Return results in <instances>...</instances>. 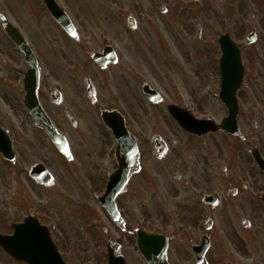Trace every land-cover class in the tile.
I'll use <instances>...</instances> for the list:
<instances>
[{
	"label": "flooded vegetation",
	"instance_id": "flooded-vegetation-1",
	"mask_svg": "<svg viewBox=\"0 0 264 264\" xmlns=\"http://www.w3.org/2000/svg\"><path fill=\"white\" fill-rule=\"evenodd\" d=\"M3 15L31 48L37 75L28 77L0 21V264H28L27 244L53 246L64 264H147L137 232L163 235L150 249L155 262L163 248L167 264H264V84L239 87L232 132L218 128L230 112L217 84L201 99L182 86L158 103L141 91V111L122 93L150 83L131 74L136 60L122 59L118 35L92 48L51 17L55 37H43L38 20L26 30ZM107 44L113 52L91 57ZM212 61L217 75L216 53ZM208 99L209 133H189L169 114L171 105L191 112ZM103 113L123 122L126 142Z\"/></svg>",
	"mask_w": 264,
	"mask_h": 264
},
{
	"label": "rangeland",
	"instance_id": "rangeland-1",
	"mask_svg": "<svg viewBox=\"0 0 264 264\" xmlns=\"http://www.w3.org/2000/svg\"><path fill=\"white\" fill-rule=\"evenodd\" d=\"M58 1L71 16L79 36L91 40L89 47H99L118 35L122 59L136 60L131 74L149 82L164 99L182 86L183 90L195 91L201 99L219 84L212 59L215 53L220 54L217 39L223 33H229L241 47L245 68L242 84L249 85L252 91L264 84V0ZM162 6L164 11L160 10ZM0 12L19 21L26 30L38 20L43 37L59 35L56 24L37 0H0ZM128 14L135 19L133 29L126 26ZM250 31L257 33L258 38L245 46L243 40ZM38 47L44 50L52 45L42 42ZM135 88V96L126 90L122 99L126 106L136 100L142 111L138 101L146 102V98L138 83ZM202 102L207 106L189 110L196 116H210L214 106L209 99ZM126 109L133 112L131 107ZM156 118L154 123H162L161 118ZM168 123L174 125L171 119ZM91 261L95 264V259Z\"/></svg>",
	"mask_w": 264,
	"mask_h": 264
},
{
	"label": "water",
	"instance_id": "water-1",
	"mask_svg": "<svg viewBox=\"0 0 264 264\" xmlns=\"http://www.w3.org/2000/svg\"><path fill=\"white\" fill-rule=\"evenodd\" d=\"M45 5L47 6L49 12L61 23L63 27L69 32L73 33L72 26L65 17L63 11L59 8V6L53 1V0H43ZM0 20L3 22V28L10 34L11 38L16 42V44L19 46L21 51L24 53L25 60L32 66L33 70H36L35 68V60L34 57L29 50L28 46L26 45L25 41L20 35H17L16 30L12 28V26L7 22V20L0 14ZM128 22L130 25H133V20L131 18L128 19ZM255 38L254 34L251 33L246 42L249 43L253 41ZM219 44L221 46V74H222V87H221V96L223 97V101L228 104L230 100V96L234 95L235 91L237 90V87L240 85L242 80V67L240 65V57L239 52L235 44L231 41L228 34H224L219 38ZM33 73V72H32ZM143 91L146 93V95L149 97L150 100L153 102H156L159 100L158 93L151 89L149 86L145 85L143 86ZM171 111L173 112L175 118L178 120L180 125L187 131H190L192 133H205L210 131L211 128V121L209 120H197L194 119L191 115L184 113L181 110H178L176 108H172ZM109 127L113 130L114 134L116 135L118 141L120 144H123L127 137H125L124 131L120 130L119 125H122V122H116V121H108L107 122ZM221 127H225L226 129H230L232 127V123L229 124L227 121L221 125ZM20 237H23V234H19ZM147 237L144 235V237H141V239L138 240L139 249L143 255V257L146 259L148 264H166L164 263V253L161 255L158 252H155L156 255L159 256V259L161 260L159 263H153L151 260V245L148 244ZM0 244H2V237L0 236ZM35 249V248H34ZM24 249L22 250V253L27 255V259L30 264H40V262L34 257V252L37 254L39 253L38 250L35 249ZM43 261L44 259H40Z\"/></svg>",
	"mask_w": 264,
	"mask_h": 264
}]
</instances>
